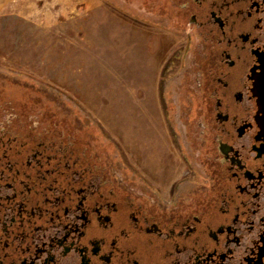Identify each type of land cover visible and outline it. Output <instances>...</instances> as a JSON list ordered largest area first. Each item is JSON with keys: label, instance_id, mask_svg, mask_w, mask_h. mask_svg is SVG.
I'll return each mask as SVG.
<instances>
[{"label": "flooded vegetation", "instance_id": "obj_1", "mask_svg": "<svg viewBox=\"0 0 264 264\" xmlns=\"http://www.w3.org/2000/svg\"><path fill=\"white\" fill-rule=\"evenodd\" d=\"M184 46L205 161L169 201L69 129L0 113V264H264V0H178L181 67Z\"/></svg>", "mask_w": 264, "mask_h": 264}, {"label": "rangeland", "instance_id": "obj_2", "mask_svg": "<svg viewBox=\"0 0 264 264\" xmlns=\"http://www.w3.org/2000/svg\"><path fill=\"white\" fill-rule=\"evenodd\" d=\"M182 49L181 67L178 0H0V113L69 129L169 201L205 161L203 57Z\"/></svg>", "mask_w": 264, "mask_h": 264}]
</instances>
